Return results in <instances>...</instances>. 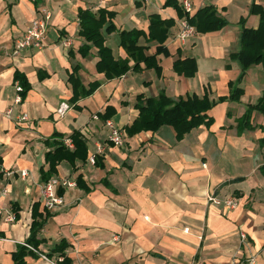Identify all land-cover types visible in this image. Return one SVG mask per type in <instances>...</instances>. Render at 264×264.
I'll return each instance as SVG.
<instances>
[{
	"label": "crops",
	"instance_id": "obj_1",
	"mask_svg": "<svg viewBox=\"0 0 264 264\" xmlns=\"http://www.w3.org/2000/svg\"><path fill=\"white\" fill-rule=\"evenodd\" d=\"M175 1L182 6L184 0ZM190 1L192 15L212 6L227 25L183 42L182 19L174 7H164L167 0H0V264H15L14 254L30 238L34 212L48 218L38 251L25 256L26 264H57L62 244L72 264H250L252 258L264 264V109L257 108L264 101V65L252 66L241 79V65L232 57L240 50L241 23L256 29L259 17L251 7L264 8V0ZM100 9L115 14V31L104 36L116 60L128 58L122 31H143L140 44L155 55L159 43L147 40L151 16L175 21L157 57L160 70L142 63L140 72L107 80L96 67L97 48L82 57L86 41L79 35V12ZM42 10L51 16L44 48L12 56ZM188 60L196 65L193 76L190 63L175 66ZM77 63L86 88L101 86L75 107L69 79ZM18 74L30 86L21 104L14 102ZM236 89L241 95L234 100ZM160 93L173 100L209 97L217 102L208 112L211 122L182 138L171 126L129 134L139 116L138 97ZM62 104L69 106L63 116ZM24 113L29 119L21 121ZM107 120L122 129V146L108 141ZM75 132L86 141L88 158L59 164L52 178L79 184L58 189L65 204L48 211L41 174L49 170L46 154ZM97 145L104 154L93 165L89 158ZM211 196L235 197L239 206L227 209L210 202Z\"/></svg>",
	"mask_w": 264,
	"mask_h": 264
},
{
	"label": "trees",
	"instance_id": "obj_2",
	"mask_svg": "<svg viewBox=\"0 0 264 264\" xmlns=\"http://www.w3.org/2000/svg\"><path fill=\"white\" fill-rule=\"evenodd\" d=\"M164 7H174L178 11L180 19L186 20L189 25L194 27L196 34L220 31L227 25V21L220 16L212 6H206L200 9L195 15L188 14L183 6L179 5L175 0H167ZM250 13L259 17V26L256 29H249L245 27L244 21L241 23L242 33L240 50L232 55L241 65V79L252 66L264 65V8L253 3ZM114 18L115 14L105 9H100L96 13L90 10L79 12V35L86 41V44L82 45L79 49V53L82 57L88 56L92 47L97 48L99 61L96 67L98 72L103 73L107 80L121 78L131 70L140 72L142 70V63L145 64L147 69L155 68L160 70L157 57L164 52V43L175 21L164 20L158 14L151 16L147 40L159 43L155 55H148V49L140 44V39L145 36L143 31H122L120 33V45L126 51L128 58L125 60H116L112 50L106 46V39L104 36V31L109 34L115 31V26L113 24ZM71 53L72 52H70L69 55H71ZM130 61L134 62L132 66L130 65ZM186 63H190V76H193L196 72L194 61H178L175 66L179 69V66L185 65ZM80 68L81 65L77 63L69 79L73 91L70 103L75 107H77V103L80 99L90 97L101 86L100 83L95 82L91 83L89 88H86L78 76ZM186 69H189V67ZM17 77L20 79V83L23 87L21 95L24 98L30 86L24 77L19 74ZM240 95L241 91L236 89V93L231 95V98L236 100ZM223 100L224 99H220L219 102ZM215 104H217V102H211L210 98L207 96L203 98L194 96L192 98L179 100H173L166 96L165 93H160L158 97L149 99L139 96L136 105L139 110V116L128 129L129 134L135 135L141 132H156L163 126H171L176 130L178 138H182L193 129L211 122L208 112ZM263 105L264 101L260 102L257 108L264 109L262 108ZM108 117L110 116L105 114L104 118L108 119ZM56 136H58V134H56ZM69 139L74 144L73 150L66 147L64 140H59L54 143L55 147L53 150H50L46 154V162L49 164V170L47 172L42 170L41 172L42 179L45 183L57 174V168L61 162L67 161L72 165H75L76 162L79 161L83 163L86 162L88 158V147L81 133L75 132ZM96 164H98V160ZM77 183L79 184V179ZM61 193L63 194V191H61ZM33 218L31 235L26 244L38 251L41 243L38 239V234L44 228L48 214L42 215L34 212ZM64 250L63 244L57 247L56 251H60L59 257L63 258V261H57V264H72L71 259L66 256ZM31 252L32 254L34 253L33 250L31 251L26 246L20 245L19 251L14 254L15 264H26L24 262L25 256Z\"/></svg>",
	"mask_w": 264,
	"mask_h": 264
},
{
	"label": "built area",
	"instance_id": "obj_3",
	"mask_svg": "<svg viewBox=\"0 0 264 264\" xmlns=\"http://www.w3.org/2000/svg\"><path fill=\"white\" fill-rule=\"evenodd\" d=\"M148 1V0H145ZM182 6L184 10L192 15L193 14V5L190 0H184L182 2ZM44 16L42 18L36 19L33 21L31 26L27 29V31L18 38L16 41V47L14 51L12 52V56H19L21 53H23L26 50L29 49H43L45 46V36L47 32V27L49 20L51 18L50 14L47 13L45 10H42ZM179 25V34L178 38L186 42L196 36V31L194 27L188 24V22L184 19L178 22ZM63 45L65 47H70L71 42L69 40H64ZM16 92L17 95L14 98L15 104H21L23 101L22 92L23 87L18 82L16 83ZM69 110V106L67 104H62L61 107L58 110L59 115H65V113ZM8 116H11L12 109L8 110ZM29 119V115L27 113H24L20 116L21 121H26ZM95 120H98V116H94ZM109 129V137L108 141L112 143L114 146H122L124 144V136L122 129L117 126L112 120H107L105 124ZM64 144L69 147L73 148L74 145L70 139L64 140ZM104 154V146L103 145H97L96 151L94 154H92L89 158V162L93 165L96 164V161L100 155ZM21 177L23 179H26L29 177V172L27 170H24L21 172ZM78 186L77 180H72L70 178H51L48 182L44 183L42 187V196H43V206L48 211H53L65 204L64 198L62 195L58 193V189L60 188H76ZM209 201L216 204V205H224L227 209L234 210L238 208L239 206V200L235 197H230L225 200H220L215 196H211L209 198ZM11 221H14V218L11 219ZM241 240L246 241L247 236L245 233H241ZM119 236H115L113 238V241H119ZM26 246L33 250L34 252H37L35 249H33L31 246ZM42 258L45 260H48L47 256L42 255ZM58 262L63 261L62 257H59ZM255 263V258H252L250 260V264Z\"/></svg>",
	"mask_w": 264,
	"mask_h": 264
}]
</instances>
